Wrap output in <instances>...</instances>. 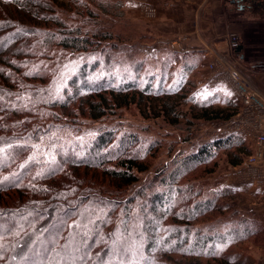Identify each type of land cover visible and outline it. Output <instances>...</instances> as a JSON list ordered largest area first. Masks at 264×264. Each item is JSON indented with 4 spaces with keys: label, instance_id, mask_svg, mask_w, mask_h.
<instances>
[{
    "label": "rangeland",
    "instance_id": "1",
    "mask_svg": "<svg viewBox=\"0 0 264 264\" xmlns=\"http://www.w3.org/2000/svg\"><path fill=\"white\" fill-rule=\"evenodd\" d=\"M188 1L191 0H0V10L11 13L12 7H17L20 13L26 11L30 15L19 20L9 15L15 19L5 21L6 32L2 31L1 35H10L11 39L3 41L5 47L14 44L33 50V45L40 57L15 61L26 64L24 68L30 72L39 69L47 72V84L38 96L35 94L36 98L33 99L32 94H21L25 103L31 101L29 108L35 110V124L49 127L48 136L38 145L41 149L51 147L45 151L47 157H55L54 148L63 144L87 148L100 133L112 132L115 148H121L123 143L147 164L148 170L137 174V183L121 191L116 192L97 175L93 181L111 194L112 199L121 201L114 209L118 222L126 217L133 228L131 234L135 239L129 248L131 252L142 255L145 250L142 240L136 237L146 216L152 220L155 230L152 255L160 251L164 254L172 248L174 251L168 253L180 263L191 257L193 264H205L206 258L213 255L240 264H264V184L256 174L243 171L241 165L231 166L224 149L215 150L202 162L183 163L206 143L229 135L243 139L238 133L217 132L215 129L222 124L221 120L199 118L202 107L208 105L206 83L198 85L195 74L183 76L186 71L182 64L172 62L174 53L187 51L186 39L161 34L157 29L156 22L166 11L163 6L172 8ZM51 11L56 17L53 22L43 20ZM63 28L103 39L96 50H93L94 45L78 52L63 50L55 44L58 38L50 40L48 37L55 33L59 37ZM29 30L33 31L18 38L17 34ZM25 38L26 45L23 44ZM81 65L85 66V78L72 82ZM201 78L204 80L205 75ZM124 82L140 86L150 82L155 89H169L170 96L160 95L154 99L145 95L141 108L129 105L115 109L97 121L79 113L78 101L68 103V110L64 112L59 108L35 107L42 97L64 99L68 94H76L78 98L94 87ZM33 85L38 86L36 82ZM165 99L175 107L174 112L154 117V111L148 106L155 107L157 100ZM161 103L158 104L162 106ZM141 109L150 116L143 117ZM154 193L163 194L167 199L156 213L149 208ZM142 234L147 236L145 231ZM25 247L22 243L18 252H23ZM157 261L173 264L169 260Z\"/></svg>",
    "mask_w": 264,
    "mask_h": 264
},
{
    "label": "trees",
    "instance_id": "2",
    "mask_svg": "<svg viewBox=\"0 0 264 264\" xmlns=\"http://www.w3.org/2000/svg\"><path fill=\"white\" fill-rule=\"evenodd\" d=\"M5 11L0 10V36L3 38H0V264H160L158 259L169 260L173 264H193L191 257L183 263L176 261L168 253L174 251L172 248L164 254L160 250L156 255L151 254L155 245V230L152 220L146 216L142 221V230L136 237L142 240L145 250L142 255L130 251L135 239L131 234L133 228L126 217L118 222V213L114 209L121 201L112 199L102 186H96L94 176L97 175L117 192L137 183V174L146 172L148 167L129 146L122 143L121 148H115L112 132L100 133L87 148L77 144L66 147L63 144L54 148L55 157L45 154L51 147H38L42 138L48 136L49 127L43 123L35 124V110L31 106L29 108L31 101L25 103L21 94H32L33 99L36 98L35 94L38 96L47 84V72L42 69L30 72L24 68L26 64L15 61L39 56L33 45V50L14 44L5 47L3 41L11 38L6 34L2 37V31L6 30L7 21L15 19L9 15H15L18 20L30 16L26 11L20 13L17 7H12L11 13ZM54 14L49 12L48 17L43 16V20L53 22L56 18ZM30 31L33 30L22 31L17 36L22 39L23 34ZM55 34L48 37L50 40L58 38L57 46L77 52L87 50L92 45L96 50L103 39L98 35H80L65 28L59 37ZM27 41L25 38L23 44L26 45ZM84 67L80 66L72 82L76 78H85ZM35 82L37 87L33 85ZM160 90L163 94H160ZM168 92L169 89L153 88L150 82L145 86L124 82L116 86L94 87L87 95L78 98L76 94H68L64 99L45 100L42 97L35 107L59 108L64 112L68 110V103L78 101L79 113L97 121L115 109L129 105L141 108L145 95L154 99L160 95L168 98ZM156 104L155 107L148 106L156 118L174 112L175 107L168 99L157 100ZM237 108L233 104L211 106L208 103L198 116L205 121L228 120L237 113ZM141 114L145 118L150 116L143 109ZM219 149L227 152V161L233 167L241 165L251 153L244 139L229 135L206 143L183 163L202 162ZM152 197L149 208L156 213L163 208L167 199L160 193H154ZM144 231L147 236L142 234ZM22 243L26 247L19 253ZM210 256L212 259L201 255L207 260L205 264H212V261L215 264H240Z\"/></svg>",
    "mask_w": 264,
    "mask_h": 264
},
{
    "label": "crops",
    "instance_id": "3",
    "mask_svg": "<svg viewBox=\"0 0 264 264\" xmlns=\"http://www.w3.org/2000/svg\"><path fill=\"white\" fill-rule=\"evenodd\" d=\"M175 5L163 6L166 11L156 22L157 29L161 34L186 39L187 51L174 53L172 62L182 64L183 76L195 74L198 85L206 83L208 103L233 104L237 112L241 109L238 95L224 75L208 68L217 54L231 59L250 87L264 98V0H191ZM229 35L235 36V45H231ZM260 127L264 132V121ZM242 137L253 152L255 142Z\"/></svg>",
    "mask_w": 264,
    "mask_h": 264
},
{
    "label": "built area",
    "instance_id": "4",
    "mask_svg": "<svg viewBox=\"0 0 264 264\" xmlns=\"http://www.w3.org/2000/svg\"><path fill=\"white\" fill-rule=\"evenodd\" d=\"M231 45L236 44V38L229 36ZM210 71L222 73L225 80L236 91L241 109L228 120H221L222 124L215 130L218 132L238 133L255 142L253 153L248 155L241 169L249 174L254 173L257 179L264 181V132L260 123L264 121V98L254 91L247 78L237 70L231 59L223 55H215L208 63Z\"/></svg>",
    "mask_w": 264,
    "mask_h": 264
}]
</instances>
